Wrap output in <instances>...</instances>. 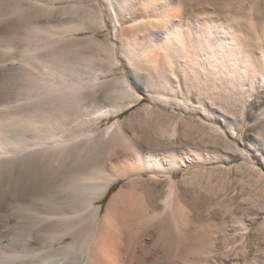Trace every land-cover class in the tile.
<instances>
[{
	"label": "rangeland",
	"instance_id": "374dc122",
	"mask_svg": "<svg viewBox=\"0 0 264 264\" xmlns=\"http://www.w3.org/2000/svg\"><path fill=\"white\" fill-rule=\"evenodd\" d=\"M110 1L0 0V116L50 153L83 137L24 191L28 220L1 182L42 148L0 157L1 247L82 264L97 237L119 264H264V0ZM70 181L93 185L75 226L43 222L34 205L67 204Z\"/></svg>",
	"mask_w": 264,
	"mask_h": 264
},
{
	"label": "bare ground",
	"instance_id": "6f19581e",
	"mask_svg": "<svg viewBox=\"0 0 264 264\" xmlns=\"http://www.w3.org/2000/svg\"><path fill=\"white\" fill-rule=\"evenodd\" d=\"M149 1L152 2L151 0H148L147 2L149 3ZM110 2H111L110 0H107V3L109 5H111ZM149 5H150V3H149ZM151 6H152V3H151ZM6 7H7V5H6ZM169 10H171V9H169ZM113 14H114V12H113ZM165 15L166 14L163 15V19H161V21L169 19ZM168 15L169 14H167V16ZM173 16H174V14H173ZM115 18H117V17H115ZM160 18H162V17H160ZM159 19L157 18V20H159ZM163 27H164V25H163ZM262 75H264V73ZM19 114H20V112H19ZM8 115L7 116H5V115L0 116V157L5 156L6 154L7 155L12 154L13 152L18 153L16 155L20 156V153H21V155H23V152H24V154H26L27 151L28 152L31 150L36 151V150H39L40 148H42L40 151L41 153H39V156H41L42 159L44 160V165L42 163V165L39 166V165L35 164V162L34 163L30 162L27 159V157H25V160L21 161V164H20L21 167L20 168L19 167L16 168V167L11 166L12 167V168H10L11 170L6 169L7 175L4 178H2V179H4V181H2V182L0 181L1 183L10 186L11 189L10 188H9L10 190L7 189L9 191L12 190L11 185L18 187L19 192H18L16 199H13V196L10 197L12 195L10 192H8V194H11V195L10 196L7 195V196L10 197L9 199L11 200V206L14 209L13 211H16L20 218L25 219L26 215H29L26 213H27V210H30V208H28L26 210V207L29 203H28V200L24 197V195H25L24 191H26L31 184H37L38 182L40 183V181L43 179L44 173L51 172V175L55 174L56 168H54V162H57L58 160H61V162H63L64 160L62 161V159H63L64 155H66L67 150L69 151V149H70V150L76 151V147H77L76 142H78L80 140L81 136L80 135H78V136L73 135V136L67 137V138H62L59 136H58L59 138H56L53 136L54 138H50V140H52V145H53V147H55V151L50 153L49 151H47V148H49L48 147L49 145L47 146V141H48L47 138L48 137L47 138H45V137L40 138L37 141L35 140L36 141L35 142V141H31L27 135L30 128L32 126H36V123H34V125H33L32 124L33 122H31L32 120L30 119V121H27L28 119H26L24 116L23 117L20 116L18 119L17 118L15 119V116H14L13 118L11 117L13 121H11V123L9 124L8 119H10V118ZM26 123H28V124H26ZM117 124L118 123L115 121L107 127L106 136L108 134H111L114 132V130L117 127ZM15 126H19V127L15 131H13L14 129L12 130V128H14ZM11 131L14 132V134L12 135L13 138L9 137V134ZM90 135L91 134H88V136H90ZM81 138H83V137H81ZM14 157H16V156H14ZM36 163H38V162H36ZM151 163H153V161ZM61 166H59V167H61ZM8 167H10V165ZM71 178H74V177H71ZM82 184H85V185L81 186L75 182L73 183V181H70V189H71L70 195L71 194L72 195H71V197H69V198H71L70 201L67 204L65 203V205L53 204L54 202L51 204V202L48 203L47 200H45L47 202H45L42 205H37V206L34 205L35 210L37 211L36 213L45 214V215H41L42 216L41 219H43V222H50L51 223L50 225H54V227L55 226H62L65 228L67 227L68 229L69 228L71 229L73 226H75V224H76L75 219L77 218V217H74L75 213L77 214L86 205V201H87V197H88L86 195L87 190H91L93 188V185L89 182H86V183L82 182ZM108 189H109V184L105 185L104 187H101L100 192L101 193L103 192L105 194V192ZM25 196H27V195H25ZM31 199H33V198H31ZM6 200H7V198H6ZM29 202L33 203L32 201H29ZM7 206H8V204H7ZM31 206H32V204H31ZM28 207H30V204ZM4 208H6V207H4ZM25 220H28V217ZM115 221H116L115 220V213L113 211H109L107 214V217H106V222L108 223V225H112V223H114ZM36 222H38V221H36ZM39 223L40 222H38V224ZM25 224L26 223L23 222V225H22L23 228L27 227V226H25ZM35 226H36V224H35ZM6 235H7V232H6ZM39 235H40V233H39ZM67 235H69V233L64 234L60 239H63L64 236H67ZM93 235H94V233H93ZM71 236H72V240L75 241L76 235L72 234ZM25 238H27V237H25ZM25 238H23V239L11 238V239L7 240L6 242H4V244H5L4 246H6V247H1V245H0V264H36L35 262L38 263L40 261V254L42 253V251L39 250L38 247H31L32 241L30 242V240H29L30 238L29 239H25ZM90 239L91 240L89 241V247H84V250L82 252L83 258H80V260L82 259L81 260L82 264H119L120 263V258H119L120 246L112 247L113 241L115 242L114 239H112V238L103 239V238H97V237L96 238L92 237ZM118 243H116V244H118ZM118 245H120V244H118ZM71 248L72 247H61L60 251H62L64 253V251H67ZM58 253L59 252H57V254ZM68 256L69 255L67 253L62 258L60 256L52 257V255H51L50 259H47L45 261L44 260L42 261V259H41L42 262L41 263L39 262V263L40 264H48L49 262L50 263L52 262V264H60V261L62 259H64V258L69 259ZM33 259H34V261H33ZM74 261L75 260H73V262ZM68 264H71V263L68 262Z\"/></svg>",
	"mask_w": 264,
	"mask_h": 264
},
{
	"label": "trees",
	"instance_id": "16d2710c",
	"mask_svg": "<svg viewBox=\"0 0 264 264\" xmlns=\"http://www.w3.org/2000/svg\"><path fill=\"white\" fill-rule=\"evenodd\" d=\"M113 188V187H112ZM112 188L110 190H112Z\"/></svg>",
	"mask_w": 264,
	"mask_h": 264
}]
</instances>
